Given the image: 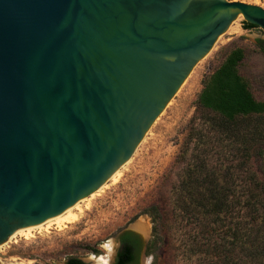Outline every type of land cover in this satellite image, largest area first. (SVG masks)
I'll use <instances>...</instances> for the list:
<instances>
[{
    "label": "water",
    "instance_id": "1",
    "mask_svg": "<svg viewBox=\"0 0 264 264\" xmlns=\"http://www.w3.org/2000/svg\"><path fill=\"white\" fill-rule=\"evenodd\" d=\"M240 17L264 34L240 1L0 0V247L107 185Z\"/></svg>",
    "mask_w": 264,
    "mask_h": 264
},
{
    "label": "trees",
    "instance_id": "2",
    "mask_svg": "<svg viewBox=\"0 0 264 264\" xmlns=\"http://www.w3.org/2000/svg\"><path fill=\"white\" fill-rule=\"evenodd\" d=\"M243 58L231 50L202 81L183 147L156 187L159 207L166 187L173 195L159 216L178 264H264V102L238 72ZM141 250L137 235L122 233L114 264H135Z\"/></svg>",
    "mask_w": 264,
    "mask_h": 264
},
{
    "label": "rangeland",
    "instance_id": "3",
    "mask_svg": "<svg viewBox=\"0 0 264 264\" xmlns=\"http://www.w3.org/2000/svg\"><path fill=\"white\" fill-rule=\"evenodd\" d=\"M227 1L264 9V0ZM243 22L240 17L219 36L119 170L117 180H110L79 206L82 212L76 222L62 228L46 225L34 230L29 238L17 236L6 242L0 247V264H65L70 258H77L83 264L111 258L109 264H112L120 231L140 222L147 227L145 250L148 247L149 252H141L137 264H178L173 255L176 243L170 245L167 227L159 216V210L170 206L173 195L164 186L166 189L159 197L162 207H159L155 203L156 187L183 147L202 81L231 50L244 51L238 72L256 100L264 102V34L256 28H244ZM262 152L260 168L264 172V148Z\"/></svg>",
    "mask_w": 264,
    "mask_h": 264
},
{
    "label": "bare ground",
    "instance_id": "4",
    "mask_svg": "<svg viewBox=\"0 0 264 264\" xmlns=\"http://www.w3.org/2000/svg\"><path fill=\"white\" fill-rule=\"evenodd\" d=\"M119 175H120V172L118 171L117 174L111 179V182H115L117 180V178H118ZM75 210L77 211V213L71 212L70 214H68L62 220L57 221V222H54V223H51V224H48L47 227L49 225H55L56 228H62V227H65L67 224H72V223L76 222L78 220V218H79L78 214L81 213L82 211H81V209L79 207H77ZM45 226L46 225L41 226V227H38V228H35V229H32V230H29V231H26V232H23V233H20V234H17L12 239L16 238L17 236H21V237H24V238H29V237L32 236V232L34 230L41 229L42 227H45ZM136 228L142 234H144V235L147 234V227L142 222H140L139 224H137L136 225ZM12 239H10V240H12ZM109 255H111V252H109ZM107 262H108V260H105V261L98 260V261H96L95 264H106Z\"/></svg>",
    "mask_w": 264,
    "mask_h": 264
},
{
    "label": "flooded vegetation",
    "instance_id": "5",
    "mask_svg": "<svg viewBox=\"0 0 264 264\" xmlns=\"http://www.w3.org/2000/svg\"><path fill=\"white\" fill-rule=\"evenodd\" d=\"M252 29H253V28H252ZM249 30H251V29H249ZM122 233H124V232H122ZM122 233H120V234L118 235V239H117L118 244H119V247H120V235H121ZM139 239H140V238H139ZM140 241H141V239H140ZM141 242H142V241H141ZM119 247H118V249H119ZM143 248H144V244L142 243V250H141V252L143 251ZM118 249H117V251H116V254H115V257H114V259H113V263H112V264H114L115 261H116V255H117ZM141 252H140V254H141ZM112 253H113V251H112ZM112 253H111V255H112ZM140 254H139V256H140ZM111 255H110V256H111ZM139 256H138V258H139ZM94 258H97V257H94ZM138 258H137V261H136L135 264H137V262H138ZM107 260H108V262H107L106 264H109V263L111 262V258H109V259H107Z\"/></svg>",
    "mask_w": 264,
    "mask_h": 264
},
{
    "label": "clouds",
    "instance_id": "6",
    "mask_svg": "<svg viewBox=\"0 0 264 264\" xmlns=\"http://www.w3.org/2000/svg\"><path fill=\"white\" fill-rule=\"evenodd\" d=\"M105 247H107V245H105ZM151 260V258H149V261Z\"/></svg>",
    "mask_w": 264,
    "mask_h": 264
}]
</instances>
